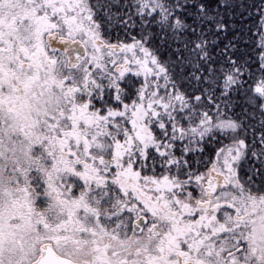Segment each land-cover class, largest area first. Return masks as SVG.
<instances>
[{
  "label": "snow or ice",
  "instance_id": "1",
  "mask_svg": "<svg viewBox=\"0 0 264 264\" xmlns=\"http://www.w3.org/2000/svg\"><path fill=\"white\" fill-rule=\"evenodd\" d=\"M0 264H264V0H0Z\"/></svg>",
  "mask_w": 264,
  "mask_h": 264
}]
</instances>
